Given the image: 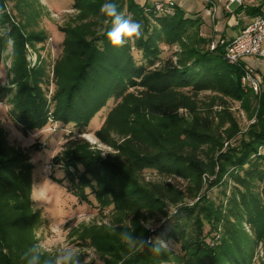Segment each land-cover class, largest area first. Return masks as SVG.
Returning <instances> with one entry per match:
<instances>
[{"label":"trees","instance_id":"1","mask_svg":"<svg viewBox=\"0 0 264 264\" xmlns=\"http://www.w3.org/2000/svg\"><path fill=\"white\" fill-rule=\"evenodd\" d=\"M13 1L18 15L0 0V66L11 61V80L0 86V102L8 103L24 134L51 122L86 134L93 118L116 101L95 133L115 153L103 156L89 143L69 139L53 159L66 173L57 181L67 179L78 201L89 202L90 191L102 208L113 207L117 221L131 216L130 226L90 232L105 264H255L257 248L264 249V89L256 94L244 87L247 65L225 58L233 38L204 34L201 13L190 15L174 1L112 0L142 26L139 39L114 47L107 38L110 18L100 13L105 0H75L77 23L62 28L63 54L51 65L38 48L46 34L29 29V19L23 22L37 17L36 5ZM156 3H162L161 10ZM262 7L238 5L252 18L263 15ZM28 48L37 53L34 65ZM165 48L175 50L163 56ZM209 91L215 93L212 101L199 104L196 97ZM218 100L240 101L254 122L242 132L229 109L213 110ZM236 137L234 145L224 147ZM34 169L30 151L12 147L0 127V264H29L34 255L37 264H55L38 247L42 216L32 205ZM148 170L184 178L186 191L168 181L146 180ZM227 178L236 186L229 195L224 190L225 203H217L208 190L226 187ZM197 198L191 205L184 202ZM170 206L176 210L169 212ZM157 213L171 223L167 237L181 245L180 253L157 240V229L142 224L145 214Z\"/></svg>","mask_w":264,"mask_h":264},{"label":"rangeland","instance_id":"2","mask_svg":"<svg viewBox=\"0 0 264 264\" xmlns=\"http://www.w3.org/2000/svg\"><path fill=\"white\" fill-rule=\"evenodd\" d=\"M32 2L36 5L32 9L37 11L38 15L37 17L24 18L23 22L29 19L31 22L29 29L43 31L46 34L47 38L45 42L39 44L38 48L42 57H45L48 62L53 65L63 54L65 33L62 31V28L77 23L78 12L74 9L75 0H32ZM246 3L248 2L246 1L244 5H246ZM7 4L8 10L14 15H18L15 2L13 0H7ZM211 7H216L215 13H217L218 6L215 0H188L184 6L190 15L197 12L205 14L206 9ZM27 12L33 14L30 9L27 10ZM214 19H216V14ZM240 29L241 26L235 29H227V36L237 34ZM205 30L206 29H204V31ZM174 50L175 49L165 48L163 56L171 55ZM8 53H11V48L7 52V55ZM136 56L138 59L140 58V54L136 53ZM28 58L33 65L37 61V53L32 48H28ZM255 59L256 58L252 56H244L241 62L261 74L258 69H255ZM10 66V59H5L1 63L0 86L8 85L11 80ZM52 79L53 74L51 75V81ZM54 88L55 85L52 81L50 84V94ZM262 90L263 78L261 92ZM214 95V92H202L196 97V100L199 104L202 102L210 103ZM115 103V100H111L108 105L93 118L86 134L77 135L78 129L76 127L72 125L65 126L53 122L49 123L41 131H33L24 134L20 127L11 119L8 113L10 108L8 103L0 102V127L5 131L10 145L15 149L30 151L31 153L32 163L35 165L33 190L45 184L44 196L42 198L37 194L34 199L32 192L33 208L39 211L42 216V221L36 229V237L40 250L49 253L55 260L67 246L74 250L76 254L74 259H78L80 264H85L86 260L87 264H105V258L101 256L95 246L91 244L89 238L90 232L99 230L101 233H107L118 229L117 227L130 226L131 224L130 215H127L121 221H117L118 214L113 211V207L102 208L96 201L95 195L90 191H88L89 202L78 201V199L72 195L70 182L67 179L62 183L57 181L58 179L64 178L66 173L61 166L55 165L53 162L54 157L64 151L65 144L74 139L77 140L78 143H89L92 149L100 151L103 156L115 153V150L111 146L99 139L95 134L96 131L101 128L107 113L114 107ZM224 107L232 112L242 132H245L248 126L255 120L251 117L250 110L248 111L240 101L229 100L227 104H222L221 101L218 100L213 106V110L220 111ZM180 114L187 117L188 111L181 109ZM228 127V124L223 125L220 132L223 133ZM240 135L241 134H239V136ZM238 137L233 140H227L224 147L226 148L228 145H234ZM208 178L207 176L205 177V179ZM145 179L154 182L168 181L182 191H186L188 186V182L182 177H166L150 170L145 172ZM226 181V187L216 186L208 190V196L217 203H221L222 201L225 203L224 190L226 194L229 195L236 186L233 180L227 178ZM197 200L198 198L195 200L185 199L184 202L191 205ZM175 210V206H170L168 211L174 212ZM142 224L151 232L156 229L158 230V236L156 238L162 245L172 249L176 253L181 252V245L174 239H169L167 237V233L171 227L168 218L158 213L145 214V217L142 219ZM206 229H208V227ZM246 229L248 232H251L249 228ZM148 242L150 243V240H148ZM263 254L264 249L262 244H260L257 248L255 264H261Z\"/></svg>","mask_w":264,"mask_h":264},{"label":"built area","instance_id":"3","mask_svg":"<svg viewBox=\"0 0 264 264\" xmlns=\"http://www.w3.org/2000/svg\"><path fill=\"white\" fill-rule=\"evenodd\" d=\"M246 1L251 0H228L229 4L243 6ZM171 0H165L169 3ZM156 8L161 10L162 3H156ZM216 7L206 9V14L214 19ZM215 44H211V49ZM252 56L264 61V15H257L247 23L240 33L235 36L227 45L225 58L229 63H240L242 57ZM244 87L253 89L256 93L261 92L262 76L253 68L246 66L242 77Z\"/></svg>","mask_w":264,"mask_h":264},{"label":"clouds","instance_id":"4","mask_svg":"<svg viewBox=\"0 0 264 264\" xmlns=\"http://www.w3.org/2000/svg\"><path fill=\"white\" fill-rule=\"evenodd\" d=\"M100 13L106 18H110L111 28L107 31V38L114 47L123 46L126 42L141 37V24L118 11L117 5L112 0H105V3L100 7ZM105 23H109V20L106 19ZM44 185H40L33 190L34 199L37 194L41 198L44 196ZM126 242H132L131 237H126ZM146 243L149 242H141L140 247L143 248ZM156 251H159V249H156ZM75 255L74 250L66 246L57 256L55 264H80L78 259H74ZM38 259V255H34L29 264H37ZM124 259H130V257H124ZM85 264H87V260Z\"/></svg>","mask_w":264,"mask_h":264},{"label":"crops","instance_id":"5","mask_svg":"<svg viewBox=\"0 0 264 264\" xmlns=\"http://www.w3.org/2000/svg\"><path fill=\"white\" fill-rule=\"evenodd\" d=\"M141 3H144L146 0H139ZM181 6L187 13L188 11L184 8L185 3L188 0H171ZM218 6V10L216 13V19H212V17L208 16L206 13L202 14L204 19V25L202 31L204 34L212 35L215 37H220L224 35L227 38H234L237 36L242 28L251 21L252 17L248 16L244 11H239L237 4H229L228 0H215ZM246 5L249 6H259L261 3L262 14L264 15V0H251L247 1ZM244 20V22H243ZM210 21V22H209ZM241 26L240 31L237 34L228 35L226 30L229 28L235 29ZM204 29H206L204 31ZM262 67V68H261ZM255 69H258L263 78V89H264V61L260 59H255Z\"/></svg>","mask_w":264,"mask_h":264}]
</instances>
